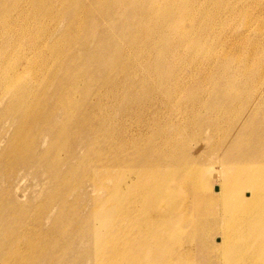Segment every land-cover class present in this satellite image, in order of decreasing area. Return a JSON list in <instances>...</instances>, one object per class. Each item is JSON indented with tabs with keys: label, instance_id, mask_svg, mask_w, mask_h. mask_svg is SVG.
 I'll return each instance as SVG.
<instances>
[{
	"label": "bare ground",
	"instance_id": "obj_1",
	"mask_svg": "<svg viewBox=\"0 0 264 264\" xmlns=\"http://www.w3.org/2000/svg\"><path fill=\"white\" fill-rule=\"evenodd\" d=\"M30 1L0 0V264H264V79L255 82L258 97L239 130L207 148L221 152L222 168H201L188 153L204 127L215 135L234 124L230 116L254 73L250 62L263 53L262 24L244 25L250 38L232 30L223 64L214 55L220 30L210 36L225 12L235 19L230 2ZM258 6L260 20L263 0ZM234 47L252 55L237 63ZM183 56L200 59L186 78L185 67L172 70ZM22 57L25 80L16 73ZM151 102L167 110L165 121L154 120L138 153H117L115 174L105 175L108 198L88 195L87 185L98 191L99 181L90 174L98 169L86 174L75 163L90 139L83 127L111 118L114 103L127 113ZM85 108L92 111L76 124ZM112 122L102 124L104 144L94 133L84 149L88 166L102 161L103 145L117 146L121 129ZM7 124L14 128L8 139ZM39 131L48 153L23 138ZM22 169L40 179L27 207L12 193L14 171ZM215 172L223 182L213 191Z\"/></svg>",
	"mask_w": 264,
	"mask_h": 264
},
{
	"label": "rangeland",
	"instance_id": "obj_2",
	"mask_svg": "<svg viewBox=\"0 0 264 264\" xmlns=\"http://www.w3.org/2000/svg\"><path fill=\"white\" fill-rule=\"evenodd\" d=\"M37 0L34 1H30L31 3H35ZM184 3H187L188 1L186 0H182ZM216 4H222L223 2H230L233 3L236 6V10L237 15L235 16V19H229L228 16H230V14L228 12H225L223 15L222 19L218 18V22L220 23L219 28L210 36V38H213L216 34L217 31L220 30V36L221 39L218 38V40L215 42L216 45V50L215 52H217V54L214 55H218L217 61L219 62H223V64L227 63L229 61V55H226V53L228 52L229 54V45L227 48V43L228 39L232 33L233 29L238 30L240 33H246V35L248 36V38H250L253 35V31H251L249 28L244 27V25L246 23H255L256 26L260 25L263 26L261 27L260 25V29L262 30V33L264 35V15L261 17V19H257L258 18V4L260 2V0H213ZM264 2V0H263ZM30 9V5L26 6L25 10ZM35 20H37L38 22V18H35ZM20 20L15 21L14 25L15 27L18 25V22ZM30 23H35L34 20H31ZM258 27V26H257ZM226 30V31H225ZM254 37V36H252ZM224 39V40H223ZM228 50V51H227ZM234 51L238 50V47H234L233 48ZM222 52L226 55L224 56V54H222ZM248 49L247 50H238L236 53H238L236 56L233 58L236 60V62L238 61L237 59H239V61L237 63H242V61L244 62L246 59H248L249 56L252 55V52L248 53ZM261 57L259 58H252L251 60V64H253L255 67L254 68V73L253 71L250 73L252 78H250L249 80H251L250 83H252L254 80V83L252 84L251 88L249 87V84H246V81H244L245 83H243L245 86L244 87V91H247L246 93H244V95L242 96L241 101L238 102L237 104V108L235 109V111L233 113L238 114L235 115L233 114L232 116H230L229 118L231 119L232 125H228V123L226 125L223 124V131L224 133L220 132V133H216L215 135H213L212 129L209 127H204L205 129L202 132H199V134H201L202 136L197 140V141H193L190 146H189V155L191 157H197L198 161H199V165L201 168H222V165L220 163H217L218 161H216V157L219 158L221 152H209V150H207L209 144L212 143H219L221 140H226L228 138H230L232 136V134L234 133V130H239V126H241L242 121L244 122V120L246 119V116H248V114L251 112L252 107H250V104L252 103V101H254L255 98L258 97V93H253L252 91L254 90V85L256 80H263L264 79V49H263V53L260 54ZM223 56V57H222ZM247 56V58H246ZM199 57V56H198ZM27 60L24 59V57H22L20 59V63L19 66L17 68V76H21L22 80H25V78H28V75H25V63ZM200 59H188L185 58V56H183L182 58V63L183 65L181 67H176V68H172V70L176 71L175 73H178L179 71H181L183 69V72L185 73V78L187 74H190L191 71L194 69V67L196 66V64H199ZM229 65V64H227ZM256 68V69H255ZM261 77H260V75ZM262 78V79H261ZM189 80V79H187ZM186 80V81H187ZM203 80V78H202ZM188 84V88L190 89L193 85L194 82L193 81H187ZM206 87H214L213 83L211 82V80H209V84ZM247 87V88H246ZM259 94L261 96V92L263 93V87L261 86L259 89ZM213 93V92H212ZM79 99V97H78ZM125 102L126 103H132L133 101L131 100L129 95L125 96ZM97 100V97L94 96V101ZM93 104L95 102H92ZM122 103H124V101L122 100ZM152 102L151 103H147L145 106H140V108H137L138 106H136V108L128 111L127 113L125 112H118L117 109L119 107V105L117 103H114L112 105L109 106L108 110L110 111V117L108 119H105L104 121H92L91 124H86L83 129L85 130V133L82 136H89L90 139L87 141V143L84 146H80L79 149L77 150L76 153H78V160L75 162L77 164V166H80L81 169H83L84 173H88L93 169H98L96 170L95 174L90 173L93 175V178H96L99 181V184L97 185L98 187V191L95 190V188L88 184L86 187V191L88 195H91L93 197H97L100 198L102 201H104L106 198L109 197V195L111 194L112 190H111V186H112V180L109 178H106V173L110 172L112 174H115V158L117 153H125V154H129V153H138V150H136L137 147L139 146H146L147 145V140L150 139L152 137V128L154 127V120L159 122L157 123L160 124V121L162 122L163 116H165L167 114V110L166 109H162L159 108L160 105L157 103H154L153 106L151 107ZM244 108V109H243ZM92 111L91 108H85V112L81 115L76 117V124H80L83 123L85 118L88 116V114ZM95 113L98 114V117H101L100 113L101 111L99 110H95ZM162 113V117L161 114ZM204 114H202L203 116H206L207 111H202ZM234 117V118H233ZM111 120H113V122L115 123V126L117 129H121L120 133H117V136H115L116 138V143L117 146L114 145L112 147H110L108 145V143L106 144V146L103 145V150L104 152L102 153H97L96 157L100 158L102 157V161H93L91 163L90 166H88L85 162V160L83 159L85 152L84 149H87L88 146L93 142L96 141V139L94 138V133H98L99 134V138L98 140L101 141V135H103L105 133V127H102V124H106L109 125L111 124ZM234 120V122H233ZM61 121V118H58L56 121L54 122H59ZM165 121V120H164ZM53 122V125H55V123ZM112 122V123H113ZM150 125V126H149ZM7 126L9 127L8 130V135H6V138L8 139L11 132H13L14 128L11 124H7ZM198 134V135H199ZM79 136V137H82ZM25 141H31V142H35L37 144H39V149L37 150L36 153H48V149L49 147L44 144V142L42 141L43 138V132L39 131L33 138L29 139L27 137H23ZM66 139H71V136H67ZM209 140H211L209 142ZM149 141V140H148ZM46 142V141H45ZM104 144V141H101ZM115 143V144H116ZM225 143V142H224ZM222 143V144H224ZM221 144V145H222ZM221 145H218L216 147H219ZM5 145H3L2 147L4 148ZM58 150H62L60 153L63 157H65V153H69L63 149H58ZM0 153H4V152H0ZM74 153V152H73ZM211 158V159H210ZM208 161V162H207ZM207 163V164H206ZM229 166V165H227ZM11 172H13V170L11 169ZM15 174L19 175L18 179L15 181H12L13 183V195H15L16 199L19 201V204H24L26 205L25 207H27L30 199L32 197L35 196H39L36 191H38L39 189V185L40 183L38 182L40 179L38 180H34L33 179V172H28L27 169H22L21 171L16 170L14 171ZM220 178V179H219ZM210 179V178H209ZM211 181V185L214 187V190H217V188L220 186L223 182L221 175L218 172H215L213 175V178L210 179ZM4 189V188H3ZM25 207L20 210L24 211ZM44 228L41 226L40 229H44L41 238H45V229H47L46 227H49L50 222L49 221H45ZM24 248V247H23Z\"/></svg>",
	"mask_w": 264,
	"mask_h": 264
}]
</instances>
